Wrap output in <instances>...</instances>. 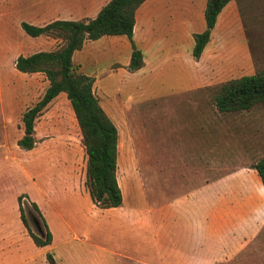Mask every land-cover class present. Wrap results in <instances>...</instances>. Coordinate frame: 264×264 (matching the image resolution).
<instances>
[{
    "label": "crops",
    "instance_id": "0c3cea01",
    "mask_svg": "<svg viewBox=\"0 0 264 264\" xmlns=\"http://www.w3.org/2000/svg\"><path fill=\"white\" fill-rule=\"evenodd\" d=\"M70 1L66 5L67 11L56 12L49 17L52 20L94 17L108 0ZM196 2L145 0L135 12L133 40L136 46L140 41L145 43L152 38L154 41L151 42L158 51L163 48L158 38L162 37L160 33L165 30L203 31L201 26H205V22H202L201 14L205 4L202 5L201 0H198L197 7ZM237 14L236 2L230 0L218 14L210 40L199 59L193 62L195 73L192 83L180 92V95L187 94L185 111L189 109L193 112L181 114L182 123L184 127L191 128L190 132L198 130V135L173 137L169 141V150L151 157L150 167L149 161L141 158L131 145L132 138L127 134L124 110L110 104L105 108L100 103L118 132L116 178L122 202L117 207L101 209L95 206L83 177L79 176L75 149L80 132L66 94L61 92L48 103L34 124V147L24 150L28 151L30 164L36 165V162L45 160L57 166L56 174L62 185L45 184L43 187L36 184L39 197L30 192L20 194H25L26 200L38 206L51 232L52 241L43 247L34 244L20 218L18 202L5 199L3 185L0 184V264H49L47 252L52 254L56 264H111L112 250L89 243L88 238L81 235V220L85 217L80 214V202L86 207L87 214L92 215V220L89 219L87 223L88 230L97 231L103 238L106 235L108 240L116 243L115 247H135L140 250L137 257L127 254L137 264H241L252 254L261 251L264 247V188L260 176L249 165L223 169L226 163L222 162L219 148L214 144L207 145L209 128L223 123L222 115L239 113H222L213 104L207 103L205 87L208 79L206 71L203 72L199 66V60L209 55L218 60L220 55L216 52L221 44L214 37L216 33L227 30L231 19ZM221 20L224 22L222 28ZM111 36L114 38H110V43L116 44V47L125 46V39L128 40L125 35ZM213 42H217L216 49L208 51L207 45ZM84 46L85 42L82 48ZM79 50L74 51L72 60ZM234 55L233 51L230 52L227 60H233ZM93 79L96 96L98 86L96 78ZM186 143L189 147H179ZM192 143L195 149H191ZM23 171L29 179L35 180L34 173L25 167ZM146 174L151 176L150 204L142 201V176ZM189 175L203 177L194 184H185V181L189 182L185 176ZM173 176H178V179L175 180ZM173 182L181 183L178 190L174 188ZM59 197L70 201L66 210L61 209L56 202ZM43 202L47 203L55 217H64L67 213L71 216L69 221L66 219L71 224L69 238L63 239L59 225L55 221L52 223ZM73 202H76V210L70 207ZM56 242L59 246L57 254L54 252ZM80 251H86L88 257L80 256Z\"/></svg>",
    "mask_w": 264,
    "mask_h": 264
},
{
    "label": "rangeland",
    "instance_id": "374dc122",
    "mask_svg": "<svg viewBox=\"0 0 264 264\" xmlns=\"http://www.w3.org/2000/svg\"><path fill=\"white\" fill-rule=\"evenodd\" d=\"M69 1L0 0V184L3 185L4 198L9 201L18 202V198L22 196L21 202L28 204L25 194L20 193L30 192L39 197L36 184L43 187L45 184L62 185L56 174L57 166L48 164L45 160L36 162V165L30 164L27 159L28 151L17 146V140L23 135L22 113L41 98L48 81L41 72H19L14 67V60L18 55H28L38 50H53L61 43L52 36L32 37L23 31L21 23L34 25L47 23L53 19L49 17L52 14L67 11L66 5ZM235 2L238 14L231 19L227 30L216 33L214 37L221 44L216 52L220 57L214 60L209 55L199 60L201 70L203 72L205 70L207 74L208 84L205 91L208 104H212L210 101L212 86L231 78L264 71V0H235ZM201 3L205 4L203 0ZM196 6H199L198 0ZM201 20L204 21L203 11ZM220 25L222 28L223 20ZM201 27L204 30L205 26ZM160 34L162 37L158 40L163 46L161 50L156 51V45L151 42L154 41L152 38L145 42L149 44L148 46L141 41L138 43L137 46L142 50L146 63L136 71H129L126 67L131 55L128 40L125 39V46L116 47V44L110 43V38H114L111 35L86 40L85 46L73 57V62L79 71L96 78V86H98L96 96L100 99H98L99 103L105 108L110 104L124 110L127 118V134L132 138L131 145L141 158L149 161L148 167L151 166L152 156L170 149L169 141L173 137L198 135V130L194 133L190 132V127H184L181 118V114L185 115L187 112L193 114L189 109L185 111L187 94L180 95V92L192 83L195 73L193 62L196 59L191 55L193 33L190 30L173 29L165 30ZM217 42L209 43L207 50L214 51ZM232 51L235 54L233 60H227L228 54ZM240 113L222 115L224 122L217 123V126L213 125L207 133V145L214 144L219 148L222 162L226 163L223 169L239 165L250 166L264 156L263 109L260 105H255ZM79 135L80 140H76L78 146L75 149V164L84 183L86 154L81 142V134ZM181 146L189 147L187 143L179 145ZM190 147L195 149L193 143ZM23 167L36 175L34 181L29 179ZM173 177L175 180L178 179V176ZM185 177L189 179L185 184H194L202 180L203 176ZM170 178L172 179V176ZM142 179L144 183L142 201L150 204L151 176L146 174ZM172 184L176 190L181 186L179 182ZM18 194L20 195L17 198ZM59 198L56 202L60 204L61 209L66 210L70 201L63 197ZM80 203L82 211L80 214H84L85 217L81 220L80 232L83 233L81 235L87 237L89 243L112 250L111 264H137L134 258L127 254L137 257L140 250L135 247L128 249L115 247L116 243L108 240L106 235L103 238L97 234V231L88 230L87 223L89 219L92 220V215H88L86 207L82 202ZM70 205L76 210V202ZM43 206L46 212H49L52 223L55 221L59 225L63 239L69 238L71 224L69 225L67 220L69 221L71 216L67 213L64 217L57 218L51 213L46 202H43ZM25 215L28 217L30 229L36 232L27 212ZM67 215L69 217L66 218ZM57 242L54 248L56 254L59 247ZM73 242L75 243L74 240ZM260 250L241 264H264V247ZM79 255L88 257L86 251H80Z\"/></svg>",
    "mask_w": 264,
    "mask_h": 264
},
{
    "label": "trees",
    "instance_id": "16d2710c",
    "mask_svg": "<svg viewBox=\"0 0 264 264\" xmlns=\"http://www.w3.org/2000/svg\"><path fill=\"white\" fill-rule=\"evenodd\" d=\"M144 1L108 0L94 17L55 19L42 25L21 23L26 34L32 37L52 36L61 43L53 50L18 55L14 60V67L19 72H41L48 80L41 98L22 113L23 135L17 140V145L23 149L34 147L36 119L54 97L65 93L74 112L86 154L84 185L92 203L101 209L117 207L122 202L116 178L118 132L93 92L94 79L78 70L72 55L82 48L86 40H95L104 35H125L131 45L126 67L129 71L140 69L144 65V56L133 40V28L135 12ZM229 1L206 0L203 11L205 28L192 34L194 43L191 53L195 59L200 57L210 40L217 16ZM211 89L210 101L219 112L240 113L255 105H260L264 112V71L228 79ZM250 167L257 171L264 188V156ZM21 198H18L20 218L28 234L36 246L49 245L52 235L38 206L34 202L24 204ZM26 212L29 218L35 217L39 221L42 234L30 229ZM46 257L49 264H56L50 252H47Z\"/></svg>",
    "mask_w": 264,
    "mask_h": 264
},
{
    "label": "water",
    "instance_id": "95a60500",
    "mask_svg": "<svg viewBox=\"0 0 264 264\" xmlns=\"http://www.w3.org/2000/svg\"><path fill=\"white\" fill-rule=\"evenodd\" d=\"M30 219H31V222H32L36 232L38 234H42V230H41L39 221L35 217H30Z\"/></svg>",
    "mask_w": 264,
    "mask_h": 264
}]
</instances>
